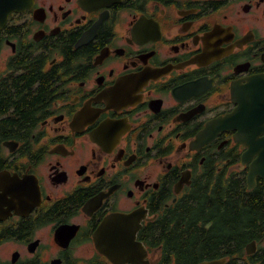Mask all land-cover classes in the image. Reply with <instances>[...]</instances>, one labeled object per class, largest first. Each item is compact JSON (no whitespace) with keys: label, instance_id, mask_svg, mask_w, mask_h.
I'll return each mask as SVG.
<instances>
[{"label":"flooded vegetation","instance_id":"af4514ba","mask_svg":"<svg viewBox=\"0 0 264 264\" xmlns=\"http://www.w3.org/2000/svg\"><path fill=\"white\" fill-rule=\"evenodd\" d=\"M257 74L264 0H20L0 26V264H113L105 222L147 264H264V217L241 246L225 207L231 181L264 198L246 147L196 141Z\"/></svg>","mask_w":264,"mask_h":264},{"label":"water","instance_id":"95a60500","mask_svg":"<svg viewBox=\"0 0 264 264\" xmlns=\"http://www.w3.org/2000/svg\"><path fill=\"white\" fill-rule=\"evenodd\" d=\"M19 4L20 0H0V26L11 11L19 8ZM233 99L238 104L236 108L229 115L211 120L209 127L197 136L196 141L200 145L213 138L220 129L235 130V140L246 147L242 162L251 160L246 176L248 188H251L257 176L264 181V74L253 75L242 87L236 86ZM117 231L121 237L110 239L109 244L98 242L102 234L112 235ZM96 242L97 248L113 264H147L144 260L145 248L135 240L134 232L123 224L113 226L109 222L103 223L98 229Z\"/></svg>","mask_w":264,"mask_h":264},{"label":"trees","instance_id":"16d2710c","mask_svg":"<svg viewBox=\"0 0 264 264\" xmlns=\"http://www.w3.org/2000/svg\"><path fill=\"white\" fill-rule=\"evenodd\" d=\"M27 96V95H26ZM24 96L23 99H19V103L26 99ZM4 99L0 100V106L4 104ZM237 182H233V185L227 187L224 198H225V207L230 208L229 213L236 216V218L241 221L242 229H243V237L241 246L245 241H248L252 235V228L253 226L250 223V220L253 219H260L264 217V198L259 196V192L261 190H257V188L249 190V193H245V185L243 179L236 180ZM245 191V192H244ZM240 203V205H239ZM222 205V200L220 197H217L216 203L214 206L217 210ZM240 208V214L235 213L234 210ZM246 219V220H244ZM250 219V220H249ZM256 219L253 221L255 222ZM212 240V239H211Z\"/></svg>","mask_w":264,"mask_h":264},{"label":"rangeland","instance_id":"374dc122","mask_svg":"<svg viewBox=\"0 0 264 264\" xmlns=\"http://www.w3.org/2000/svg\"><path fill=\"white\" fill-rule=\"evenodd\" d=\"M80 252H81V254H82V253H83V254L88 253L89 255H91V254L94 252V249L91 248V247H89V246H87V247L82 248V249L80 250Z\"/></svg>","mask_w":264,"mask_h":264},{"label":"bare ground","instance_id":"6f19581e","mask_svg":"<svg viewBox=\"0 0 264 264\" xmlns=\"http://www.w3.org/2000/svg\"><path fill=\"white\" fill-rule=\"evenodd\" d=\"M24 202V201H23Z\"/></svg>","mask_w":264,"mask_h":264}]
</instances>
